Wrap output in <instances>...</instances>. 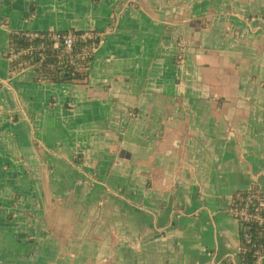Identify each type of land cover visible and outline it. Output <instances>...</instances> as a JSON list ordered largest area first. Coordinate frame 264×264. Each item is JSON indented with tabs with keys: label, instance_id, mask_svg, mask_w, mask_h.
<instances>
[{
	"label": "crops",
	"instance_id": "crops-1",
	"mask_svg": "<svg viewBox=\"0 0 264 264\" xmlns=\"http://www.w3.org/2000/svg\"><path fill=\"white\" fill-rule=\"evenodd\" d=\"M11 31L101 34L87 82L10 75ZM253 185L264 0H0V264H238Z\"/></svg>",
	"mask_w": 264,
	"mask_h": 264
},
{
	"label": "trees",
	"instance_id": "trees-1",
	"mask_svg": "<svg viewBox=\"0 0 264 264\" xmlns=\"http://www.w3.org/2000/svg\"><path fill=\"white\" fill-rule=\"evenodd\" d=\"M33 10L31 9V14ZM114 27L110 25V29ZM11 31L8 35V49L4 57L9 60L8 72L13 75L16 72L34 68V82L40 83H71L85 84L88 77L90 62L94 58L102 40L101 34L93 41L90 37L76 42L71 52H66L63 45L53 47L52 38L46 33ZM65 34L66 32H57ZM76 36L82 32L72 31ZM95 47H92V44ZM10 59L11 56H14ZM247 206L249 213L258 217L259 221H238V233L240 240L239 263L258 264L260 258L264 257V190L253 185L248 190L238 191L231 197L229 210L234 211ZM250 234L251 238H245ZM228 264H233L229 261Z\"/></svg>",
	"mask_w": 264,
	"mask_h": 264
},
{
	"label": "built area",
	"instance_id": "built-area-1",
	"mask_svg": "<svg viewBox=\"0 0 264 264\" xmlns=\"http://www.w3.org/2000/svg\"><path fill=\"white\" fill-rule=\"evenodd\" d=\"M46 34L51 36L54 48H57L59 44H62L66 52H71L72 47L76 42H81V40H85L86 37H90V39L94 41L99 35V33L94 31L83 32L78 36L74 35L72 32H66L65 34L61 35L57 32H48ZM32 35L36 36L37 32H33ZM92 47H95L94 42ZM15 56L16 55L11 56L10 59H13ZM230 213L237 221L247 222L249 220H254L259 221L260 224L262 223V220H258V217L255 214L249 213L247 206L230 211ZM245 238L249 240L251 238L250 234H246Z\"/></svg>",
	"mask_w": 264,
	"mask_h": 264
},
{
	"label": "bare ground",
	"instance_id": "bare-ground-1",
	"mask_svg": "<svg viewBox=\"0 0 264 264\" xmlns=\"http://www.w3.org/2000/svg\"><path fill=\"white\" fill-rule=\"evenodd\" d=\"M48 32H52V31H48ZM48 32H46V33H48ZM42 33V32H41ZM83 33V32H82Z\"/></svg>",
	"mask_w": 264,
	"mask_h": 264
}]
</instances>
